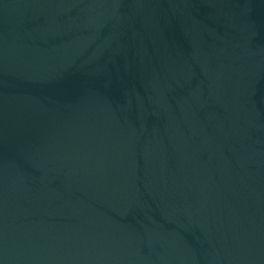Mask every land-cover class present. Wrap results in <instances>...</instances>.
Masks as SVG:
<instances>
[{"label": "water", "instance_id": "water-1", "mask_svg": "<svg viewBox=\"0 0 264 264\" xmlns=\"http://www.w3.org/2000/svg\"><path fill=\"white\" fill-rule=\"evenodd\" d=\"M0 264H264V0H0Z\"/></svg>", "mask_w": 264, "mask_h": 264}]
</instances>
